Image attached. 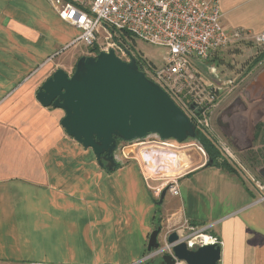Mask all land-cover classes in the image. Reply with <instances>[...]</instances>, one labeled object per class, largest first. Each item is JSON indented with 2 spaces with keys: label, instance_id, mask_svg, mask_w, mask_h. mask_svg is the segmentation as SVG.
<instances>
[{
  "label": "crops",
  "instance_id": "crops-1",
  "mask_svg": "<svg viewBox=\"0 0 264 264\" xmlns=\"http://www.w3.org/2000/svg\"><path fill=\"white\" fill-rule=\"evenodd\" d=\"M218 2L224 28L264 31V0ZM78 34L48 0H0V264H131L147 251L153 229L160 227L161 237L185 220L209 225L222 241L218 264H264V201H255L257 191L238 170L207 165L195 149H153L158 143L148 135L149 145H128L107 171L66 133L63 109L40 103L43 81L58 68L72 73L82 55L92 54L83 42L61 52ZM249 42L259 45L239 43ZM261 51L264 44L230 85L216 81L215 108L239 89L219 114L230 108L221 119L233 145L235 111L240 120L254 119L243 134L264 136V57L253 64ZM197 69L205 80L214 77L210 66L208 73ZM160 174L176 179L178 193L167 190L157 203Z\"/></svg>",
  "mask_w": 264,
  "mask_h": 264
},
{
  "label": "built area",
  "instance_id": "built-area-1",
  "mask_svg": "<svg viewBox=\"0 0 264 264\" xmlns=\"http://www.w3.org/2000/svg\"><path fill=\"white\" fill-rule=\"evenodd\" d=\"M57 15L63 21L79 29V34L69 43L83 42L87 46H95V54L99 51L113 49L115 54L129 61L132 52L128 36L139 38L148 43L163 46L166 54L159 68L142 61L140 69L155 83L159 84L172 100L191 118L196 132L210 138L217 147L220 156L230 161L241 174L239 167L232 159L229 144L213 139V127L210 117L216 104L217 82L205 80L193 63L192 58L208 60L216 50L244 40H252L256 44H264V31L251 33L241 29H227L221 24V12L218 0H48ZM103 36V41L101 40ZM132 49V50H131ZM193 104V107L191 105ZM162 147H175L168 140H160L157 135L150 134ZM134 140L117 144L113 151L115 162H122L126 156L124 148L128 145L147 143ZM194 145L206 156L200 143ZM145 159L144 170L148 175L151 168ZM150 175V173H149ZM258 193L256 202L264 201V180L258 175H244ZM149 177V176H147ZM164 187L172 194L178 193L175 178L166 179L153 187L158 196ZM209 225L196 226L183 221L172 230L158 237L159 245L131 264L150 263L155 258L169 254L175 258L173 245L178 241L186 243L190 249L202 245H221L222 241L207 230ZM176 232L178 240L168 242L171 232ZM28 264H61L32 262ZM161 264H164L161 262ZM173 264H185L175 258Z\"/></svg>",
  "mask_w": 264,
  "mask_h": 264
},
{
  "label": "water",
  "instance_id": "water-1",
  "mask_svg": "<svg viewBox=\"0 0 264 264\" xmlns=\"http://www.w3.org/2000/svg\"><path fill=\"white\" fill-rule=\"evenodd\" d=\"M94 51L92 46L89 52ZM128 55L129 61L119 58L113 49L82 55L72 73L56 69L36 93L41 104L63 109L61 125L66 133L91 148L107 171L116 166L113 151L119 140L132 142L155 134L160 140L183 142L196 135L191 118L139 68L136 58ZM229 109L223 113L228 114ZM223 113L216 123L227 136V124L221 119ZM258 175L264 180V166ZM167 190L168 187L161 190L157 203H161ZM160 229L150 232L147 251L158 247ZM177 240L174 231L167 237L168 242ZM172 251L185 264H218L220 258V246L214 244L190 249L185 242L178 241ZM175 258L165 254L162 262L173 264Z\"/></svg>",
  "mask_w": 264,
  "mask_h": 264
},
{
  "label": "rangeland",
  "instance_id": "rangeland-1",
  "mask_svg": "<svg viewBox=\"0 0 264 264\" xmlns=\"http://www.w3.org/2000/svg\"><path fill=\"white\" fill-rule=\"evenodd\" d=\"M101 40L103 41V36H101ZM133 45V50L136 56L137 54L141 56L142 61H145L153 66V68H159L163 64V58L166 54V48L163 46L154 45L143 41L139 38H135L134 40H130ZM80 45H69L67 47L62 48L63 53L68 52L72 49L79 48ZM259 45H255L252 42L249 43H239L236 45H229L224 48L218 49L214 51L206 61H201L196 58H192L193 63L199 68L204 70L208 73V67L210 66V71L214 76L211 78V74H207L209 81L218 82L221 86L230 85L229 82L233 80V78H237L241 74H243L245 70L246 61H249L250 55L256 52L257 47ZM254 47V48H253ZM250 48V49H249ZM252 50V51H251ZM133 52V53H134ZM254 55V54H253ZM230 64H227V63ZM205 73V74H206ZM232 76V77H229ZM221 80V81H220ZM228 81V84H227ZM233 82V81H232ZM239 94V89L235 90L234 93H230L226 95L223 101H220L216 108L212 111L210 121L211 126L213 127V139L219 140L221 142L229 144V150L232 154V159L235 161L237 165L242 166L244 169V175L247 174L257 175L258 170L264 166V136L260 137V139H256V137H251L249 134H243L245 132V128L250 129L252 127L253 120H240V114L236 111L233 113V120H232V130L238 134L237 136H233V133L230 134L231 137L234 139L235 145H233L228 137L217 127L216 125V117L220 114L222 107L230 101L231 98L235 97ZM219 100V97L217 98ZM236 105L234 108H236ZM228 132V130H227ZM231 131L229 130V133ZM249 132V131H248ZM240 134V135H239ZM204 135V134H203ZM205 136V135H204ZM244 139V142L239 141V137ZM235 137V138H234ZM245 137V138H244ZM237 138V139H236ZM170 143H173L175 147H161L162 145L157 144L158 146H153V149H159L164 151V153H178V151L183 150L185 153L187 151H192L195 149L197 152L199 151L197 147L194 145L198 144V140L195 138H188L183 142H177L173 139L168 140ZM146 142H150V138L146 140ZM149 145V144H147ZM146 143L142 146H147ZM156 145V144H155ZM203 147V146H202ZM200 152V151H199ZM201 153V152H200ZM202 155V153H201ZM149 173V172H148ZM160 176L168 179L167 175ZM160 258H155L152 261V264H159Z\"/></svg>",
  "mask_w": 264,
  "mask_h": 264
},
{
  "label": "trees",
  "instance_id": "trees-1",
  "mask_svg": "<svg viewBox=\"0 0 264 264\" xmlns=\"http://www.w3.org/2000/svg\"><path fill=\"white\" fill-rule=\"evenodd\" d=\"M128 38L130 40L135 39L133 36H130V35L128 36ZM130 45L133 48V45L131 42H130ZM261 57H264V51H261L256 55V57L253 61V64L255 62H257L259 60V58H261ZM139 59L142 60L141 56L137 54V63L139 66H141L140 65L141 62L139 61ZM194 138L196 140H198V142L203 146V148L206 152V155H207V163L209 161H211L212 162L211 165L219 166V167L226 169L228 171L236 170L235 166L230 161H228V160H226L220 156V153H219L217 147L215 146V144L213 143V141L210 138L204 136L199 131L196 132V135ZM120 142L125 143V142L119 140L118 143H120ZM117 166H118V164H116L115 168Z\"/></svg>",
  "mask_w": 264,
  "mask_h": 264
},
{
  "label": "bare ground",
  "instance_id": "bare-ground-1",
  "mask_svg": "<svg viewBox=\"0 0 264 264\" xmlns=\"http://www.w3.org/2000/svg\"><path fill=\"white\" fill-rule=\"evenodd\" d=\"M152 151H153V150H152ZM152 249H153V248H152ZM152 249H151V250H152ZM146 252H147V251H146ZM150 263L152 264V262H150Z\"/></svg>",
  "mask_w": 264,
  "mask_h": 264
},
{
  "label": "flooded vegetation",
  "instance_id": "flooded-vegetation-1",
  "mask_svg": "<svg viewBox=\"0 0 264 264\" xmlns=\"http://www.w3.org/2000/svg\"><path fill=\"white\" fill-rule=\"evenodd\" d=\"M121 143V142H120Z\"/></svg>",
  "mask_w": 264,
  "mask_h": 264
}]
</instances>
